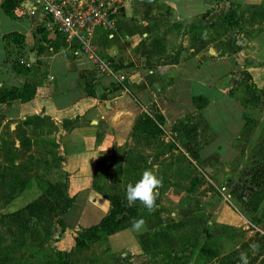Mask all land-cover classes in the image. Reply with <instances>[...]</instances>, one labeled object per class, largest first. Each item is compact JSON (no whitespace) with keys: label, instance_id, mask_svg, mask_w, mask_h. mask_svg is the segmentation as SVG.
Segmentation results:
<instances>
[{"label":"crops","instance_id":"1","mask_svg":"<svg viewBox=\"0 0 264 264\" xmlns=\"http://www.w3.org/2000/svg\"><path fill=\"white\" fill-rule=\"evenodd\" d=\"M31 1L20 0L9 14L0 10V94L18 91L25 83L35 91L26 101H0V159L12 158L15 165L24 156L30 174L37 172L52 183L66 179L73 201L61 217L63 231L56 226L50 234L55 248L73 245L71 235L108 212L109 202L91 187V177L100 170L98 157L109 143L128 135L133 106L153 103L164 125L179 127L180 139L206 171L228 170V160L237 155L232 140L253 123L245 117L264 99V0H124L112 25L93 28L87 51L76 56L61 55L47 34L48 44L38 41L35 19L27 14ZM230 4L241 13L238 28L222 19ZM11 32L22 38L5 36ZM95 56L110 62L111 73H95ZM244 72L263 92L255 103L244 101ZM120 77L126 79L125 87L119 86ZM192 96L205 98L206 106L196 109ZM190 124L196 126L193 141L182 132ZM33 183L28 178L25 186L32 188ZM29 191L13 195L7 210L0 211H14L34 199ZM197 201L187 207L200 209ZM260 203L264 195L258 208ZM173 204L169 217L189 220L182 202ZM221 205L220 215L235 217ZM262 210L255 227L260 232ZM165 215L144 212L141 232L130 225L106 235L111 259L92 256L84 264H148L144 252L153 233H160Z\"/></svg>","mask_w":264,"mask_h":264},{"label":"rangeland","instance_id":"2","mask_svg":"<svg viewBox=\"0 0 264 264\" xmlns=\"http://www.w3.org/2000/svg\"><path fill=\"white\" fill-rule=\"evenodd\" d=\"M119 86L125 87L126 79H122ZM255 105V111H248L249 117H245L253 123L232 140L237 155L228 160V170L223 173L206 171V165L194 158L192 147L180 139L179 127L174 124L163 123L161 134L154 138L131 136L132 124L127 136L118 141L112 140L105 148V153L98 157L101 166L96 183L102 196L114 197L117 205L115 209L123 215L120 223L129 224L138 220L144 212L167 214L164 224L159 227L160 233L158 232L157 239L153 242L154 247L151 248L150 245L144 252L148 264H241L242 253L247 254L249 264H264V225L258 226L263 232L255 229L259 222L257 216L262 208L261 213L264 214V204L260 203L256 212L250 211L243 202L220 190L221 186L229 188L253 161L261 158L257 143L264 140V99H260ZM155 109L153 103L143 107L136 105L128 117L134 123L144 114L154 115ZM20 157L21 160L15 165L12 158L0 159L1 210H7L6 202L13 195L30 189L29 197L33 198L46 187L41 174L26 171L30 164L28 158ZM145 170H151L163 178L156 211L151 213L139 202L129 207L126 201L127 185H134ZM28 178L34 179L32 188L25 186ZM195 179L196 182H193ZM11 190L13 195L10 198L8 194ZM207 191L211 194L201 199V195H206ZM240 192H243L242 198L245 200L246 190ZM192 199L198 200L196 205L200 209L195 207L191 210L187 207L193 205ZM175 201L182 202V212H187L189 220L183 218L178 223H172L168 214L173 210ZM222 203L232 211L230 214L234 213L237 220H234L235 217L225 219L220 215ZM8 213L0 211V216L5 214L0 220V264H44L51 261L58 249L53 246L48 234L58 226L47 224V218L44 219L45 215L42 214L43 218L38 220L36 226L13 232L17 227L15 222L6 217ZM74 236H70L73 238V245L59 249L64 252V260L68 264H77L78 261L84 264L92 256L102 261L111 259V254L106 252L108 247L104 244L106 235L101 234L96 239L86 241V246L82 248L74 246Z\"/></svg>","mask_w":264,"mask_h":264},{"label":"trees","instance_id":"3","mask_svg":"<svg viewBox=\"0 0 264 264\" xmlns=\"http://www.w3.org/2000/svg\"><path fill=\"white\" fill-rule=\"evenodd\" d=\"M19 2L20 0H4L0 4V10L3 14H9ZM236 9L237 7H233V4H230L222 19L228 25L238 28L239 21H241V13H239ZM5 36L8 38H13L14 36L22 38L15 32L8 33ZM34 36H37L38 41L48 44V40H46V32L41 26H35ZM158 44L159 40L157 39L155 41V45ZM242 78L245 81L246 92L244 101L246 103H255L258 100V96L262 95V90H259L254 86L250 76L246 72L242 73ZM34 92V88L25 83L18 91L0 94V101L10 99L26 101L34 96ZM87 93L88 95H93L92 91L87 90ZM191 102L198 110H201L207 104V100L201 96H192ZM155 110L154 115L144 114L143 116L137 118V120L133 123L131 136L154 138L158 134H161L164 118L157 108ZM195 130L196 126L194 124L186 125L182 128L183 134L188 137L189 140L194 137ZM257 145L261 153V158L253 161V163L245 169L239 177H237L236 182L228 188L229 193L239 201L243 202L244 205H246L247 210L249 209L250 211H256L261 200L262 193H264V140L258 142ZM193 156L197 159L196 153H194ZM98 177L99 173L94 172L91 177V187L100 193V187L96 183ZM193 182H196V179ZM45 185V189H43L42 192L34 199L6 215L10 221L15 222V227L21 228L36 226L38 220L43 218L42 214H44L46 216H44V219L47 218V224L57 225L61 231L64 229L65 224L61 217L73 201V196H68L67 194V181L66 179L62 182L53 183L45 181ZM241 190H246L247 192L245 200L242 198L243 195L240 192ZM12 195L13 191L11 190L8 196L11 198ZM105 197L110 206L108 212L101 217L96 224L76 231L74 236L75 247L82 248L86 246V241L96 239L101 234L108 235L132 225L133 221L129 224L120 223L123 220V215L116 211L115 208L117 205L114 203V197ZM253 198H255V200H252ZM2 215L5 214H1L0 220L2 219ZM178 222L180 221L174 222L172 220V223ZM155 239H157V234L154 232L151 238V248L154 247L153 242ZM4 254L5 252L3 255ZM44 264H68V262L64 260V252L56 250L53 259L45 262Z\"/></svg>","mask_w":264,"mask_h":264},{"label":"built area","instance_id":"4","mask_svg":"<svg viewBox=\"0 0 264 264\" xmlns=\"http://www.w3.org/2000/svg\"><path fill=\"white\" fill-rule=\"evenodd\" d=\"M123 1L32 0L27 14L34 17L35 24L42 27L61 55L76 56L87 51L88 33L93 28L107 30L112 25L116 9ZM91 61L97 75L111 73L108 60L95 56ZM220 190L229 192L226 186Z\"/></svg>","mask_w":264,"mask_h":264},{"label":"clouds","instance_id":"5","mask_svg":"<svg viewBox=\"0 0 264 264\" xmlns=\"http://www.w3.org/2000/svg\"><path fill=\"white\" fill-rule=\"evenodd\" d=\"M163 187V178L158 177L153 171L145 170L141 178L133 185L129 183L126 187V201L129 207L135 206L137 202L143 205L149 213L156 211V201L159 190ZM146 225V221L141 218L133 221L131 228L135 232H141ZM241 264H249L247 254L240 256Z\"/></svg>","mask_w":264,"mask_h":264}]
</instances>
